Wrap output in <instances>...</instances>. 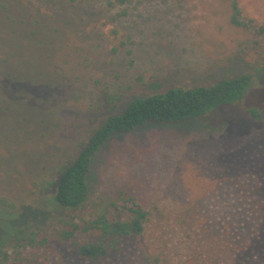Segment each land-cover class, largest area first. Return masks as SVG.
<instances>
[{"label":"rangeland","instance_id":"rangeland-1","mask_svg":"<svg viewBox=\"0 0 264 264\" xmlns=\"http://www.w3.org/2000/svg\"><path fill=\"white\" fill-rule=\"evenodd\" d=\"M2 3L19 16L27 12L28 22L40 20V26L51 27L52 55L40 65L58 76L54 86L49 81L52 89L27 88L21 94L40 106L44 116L37 124L42 127L14 134L23 142L0 144V197L15 196L19 184L32 193L36 172L31 166L52 164L65 148L101 125L110 108L120 113L137 96L250 73V91L235 104L185 122L116 135L94 158L90 201L67 215L87 217L92 204L112 197L123 185L141 199L169 208L182 202L187 187L194 197L206 195L213 208L226 190L233 199L264 198V56L259 55L264 53L259 29L264 0H239L248 29L230 23L228 4L221 0H140L113 8L104 0H0V16L6 19L12 11ZM2 35L0 29V52H5ZM29 52L35 59L41 55L40 49ZM19 86L12 90L24 87ZM12 90L4 85V93L13 95ZM10 135L6 129L0 132L4 140H11ZM260 186L263 190L257 191ZM5 212L0 207V223L14 225ZM22 212L36 224L47 219L45 212ZM4 233L0 249H10V235ZM257 243L264 250V239L255 237L252 244ZM148 247L145 240H127L102 264H134ZM47 255L48 264H93L59 244H52Z\"/></svg>","mask_w":264,"mask_h":264},{"label":"trees","instance_id":"trees-1","mask_svg":"<svg viewBox=\"0 0 264 264\" xmlns=\"http://www.w3.org/2000/svg\"><path fill=\"white\" fill-rule=\"evenodd\" d=\"M132 1L140 0H104L110 8ZM221 1L228 4L230 23L248 29V23L241 19L239 0ZM8 11L12 12L6 19L0 16L2 42L8 48L0 52V81L2 77L5 81L0 83V132L6 129L12 138L0 137V144L23 142L14 134L42 127L37 124L44 116L40 106L23 100L21 94L27 88L52 89L49 81L54 86L58 76L50 67L40 65L52 55L51 27L40 26V20L37 24L28 22L27 12L22 17L17 10L8 7ZM259 29L264 33V24ZM247 40L255 43L254 38ZM32 48L40 49V57L33 58L29 52ZM251 84V74L242 73L210 85L173 86L134 97L120 113L110 108L101 125L65 148L52 164L30 165L36 172L32 175V193L23 191L19 184L21 189L14 188L15 196L0 197V207L16 221L11 226L0 223V232L5 230L12 242L10 249H0V264H48L47 250L52 244L66 246L85 262L102 264L117 254L127 240H145L149 244L141 260L134 264H264V250L259 243L255 247L252 244L255 237L264 239V198L233 199L226 190L213 208L206 195L194 197L187 187L182 202L169 208L147 202L123 185L112 197L92 204L87 217L67 215V211L83 208L90 201L89 177L94 158L116 135L152 124L185 122L235 104L247 96ZM4 85L9 90L24 87L17 93L12 90L11 95L3 92ZM256 190H263L262 186ZM244 192L249 191L246 188ZM31 196L37 199L31 200ZM25 208L45 212L47 219L42 225L36 224L22 212ZM25 216L29 218L22 221ZM170 229L172 238L167 234Z\"/></svg>","mask_w":264,"mask_h":264}]
</instances>
